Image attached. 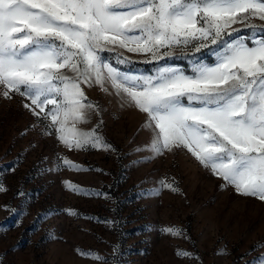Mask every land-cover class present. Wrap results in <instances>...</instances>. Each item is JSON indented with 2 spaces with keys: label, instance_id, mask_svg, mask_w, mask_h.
I'll list each match as a JSON object with an SVG mask.
<instances>
[{
  "label": "snow or ice",
  "instance_id": "1",
  "mask_svg": "<svg viewBox=\"0 0 264 264\" xmlns=\"http://www.w3.org/2000/svg\"><path fill=\"white\" fill-rule=\"evenodd\" d=\"M125 50L144 59L134 60ZM94 87L115 97L122 110L134 107L145 114L138 131L150 132V140L133 151L148 155L134 164L186 149L223 181L222 189L231 186L264 202V0H0V98H21L35 118L31 130L54 138L57 148L119 156L103 133L108 109L86 93ZM19 162L20 156L14 164ZM65 169L103 171L57 151L52 166L42 172ZM62 184L88 198H110L69 180ZM165 189L181 192L178 181L165 176L139 196H159ZM5 190L0 180V191ZM18 195L23 216L30 195L22 188ZM3 207L17 212L10 204ZM61 211L109 227L121 223ZM156 230L190 239L179 226ZM112 249L110 257L91 249L75 251L98 264H123L121 245ZM222 254L225 250L217 251ZM175 255L199 260L182 248ZM254 264H264V255Z\"/></svg>",
  "mask_w": 264,
  "mask_h": 264
},
{
  "label": "rangeland",
  "instance_id": "2",
  "mask_svg": "<svg viewBox=\"0 0 264 264\" xmlns=\"http://www.w3.org/2000/svg\"><path fill=\"white\" fill-rule=\"evenodd\" d=\"M125 54L137 61L144 59L126 50ZM206 59L212 62L211 57ZM86 93L108 109L103 114V133L119 156L99 150L57 148L54 138H42L38 129L31 130L35 118L22 106L19 96L0 98V180L6 189L0 191V264H98L78 255L75 249H91L110 257L115 244L126 253L121 257L123 264H254L264 255V246L257 247L258 243L264 245V202L241 196L231 186L222 189L223 181L204 169L186 149L134 164L148 155L133 151L150 140V132L138 131L145 114L134 107L122 110L115 97L109 98L95 87ZM26 128L27 135L21 136ZM57 151L103 171L42 172L52 166ZM165 176L178 181L180 193L165 189L159 196H139ZM64 180L98 189L110 198L75 194L65 190ZM21 188L30 195L23 216V198L18 195ZM8 204L17 212L5 210L3 205ZM63 209L121 223L109 227L69 215ZM48 212L53 214L40 216ZM171 225L185 229L190 239L161 235L156 230ZM177 248L195 253L199 260L177 257ZM222 249L225 254L217 255Z\"/></svg>",
  "mask_w": 264,
  "mask_h": 264
}]
</instances>
